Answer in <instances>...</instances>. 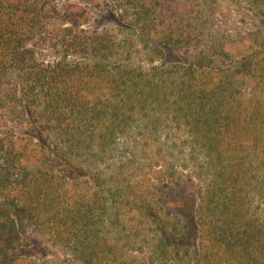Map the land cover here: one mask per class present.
I'll return each instance as SVG.
<instances>
[{"label":"trees","instance_id":"16d2710c","mask_svg":"<svg viewBox=\"0 0 264 264\" xmlns=\"http://www.w3.org/2000/svg\"><path fill=\"white\" fill-rule=\"evenodd\" d=\"M144 261L264 264V0H0V264Z\"/></svg>","mask_w":264,"mask_h":264},{"label":"rangeland","instance_id":"374dc122","mask_svg":"<svg viewBox=\"0 0 264 264\" xmlns=\"http://www.w3.org/2000/svg\"><path fill=\"white\" fill-rule=\"evenodd\" d=\"M84 26L85 27H88L90 29H95V28L101 29V28L113 26V23L111 22V19L109 17H106V16H102L101 17V15L99 13H97V11H92L91 12V17L89 18L88 22L84 24ZM140 51H141L140 56L142 57L143 62L146 61V60H148L149 54L143 48L140 49ZM128 137L129 136H127L126 139ZM123 140H124L123 138H119V143L120 144L123 143L122 142ZM140 142H141L140 144H142L143 146H145L144 143H142L143 141H140ZM140 144L137 145V148L136 149H137V154L139 153L142 158H139V160L136 162V164L137 163L139 165L144 164V166H145V170L144 171L146 172V174L147 173L150 174L151 177H154V175L157 176L158 174L156 175L155 172L152 173L149 170V164L151 162L149 160L143 158L142 154L140 153L141 152V149H139L140 148ZM153 151L154 150H149L150 153H152ZM152 160H154V159H152ZM165 172H168V169L166 171H164V173ZM178 172L179 171L177 169V171L175 172V174L178 173ZM142 179H143V177H142ZM147 180L148 179L145 178L143 184H146L147 185L148 184L147 183L148 182ZM183 184L184 183H182V184H180L178 186H176L175 184H170L166 188V191H168L169 194H174L175 193V194H178V195L187 196L189 193L187 192V188ZM188 188H189V186H188ZM138 258H141V257H138ZM144 264H146L145 261H144Z\"/></svg>","mask_w":264,"mask_h":264}]
</instances>
